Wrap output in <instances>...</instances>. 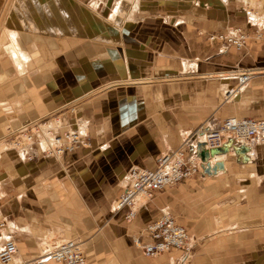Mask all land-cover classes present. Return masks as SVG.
Segmentation results:
<instances>
[{
    "label": "crops",
    "instance_id": "1",
    "mask_svg": "<svg viewBox=\"0 0 264 264\" xmlns=\"http://www.w3.org/2000/svg\"><path fill=\"white\" fill-rule=\"evenodd\" d=\"M91 1L85 4L75 0L74 4L79 2L90 6ZM137 1L140 2V0ZM214 8L209 7L207 10L209 12ZM191 9L186 4L180 5L177 9L170 10L169 14L193 12ZM242 9L245 8L242 7ZM249 12L252 11L249 10ZM249 12L247 21L250 22L252 15ZM56 14L51 12L50 20L56 19ZM261 15L264 16V14ZM254 16L258 17L259 15L254 14ZM61 19L63 23H60L59 26L54 20L58 29H62V24H66L65 20L70 19L67 20L69 22L66 24V27H69L67 31L75 33L72 30L73 14L68 15V17L61 16ZM78 23L80 26L81 22ZM255 23L259 24L260 22L255 21L253 23L252 38L254 39L249 43L250 46L247 49L249 54H242L231 45L222 50L221 48L218 49L219 43H222L218 38L214 40L216 45L211 46L203 38L204 33L208 30L206 25L200 24L198 30L197 27L191 28L192 30L188 29L185 31V39L189 45L187 46L188 56L183 57L180 65L175 66L176 68L172 65L170 67L164 66L161 63L163 59L159 55H163L164 43H167V40L176 43L181 41L183 35L179 36V32L180 34L182 32L180 26L173 27V31L171 29L169 36L165 38H162L156 29L151 34L152 38L148 36L150 29L136 30L139 34L140 31L143 32L144 38L139 37L137 39L139 44L134 42L139 46L132 47V52L125 48L126 42L122 39L125 32L123 30L121 39L119 38L123 41V46L111 47L119 50L118 58L114 51L110 53L109 47L96 43L95 46L92 45L91 37L87 34L90 38H87L85 42L90 43V47H86L85 51L82 50L77 55L78 57H75L77 61L75 64L68 63L59 57V71H54L56 75L45 79L44 86L36 85V77L33 78V86L36 88L39 86L41 90L45 88V91L49 90L48 93H51L49 95L51 97L46 96L47 98L44 100L48 104L50 99L58 100L55 91L64 93L65 90L72 89L70 91L78 97L99 85L101 83L97 78L99 73L95 70L99 66L98 58H106L103 62L106 68L115 69V66L123 65L119 76L124 78L111 81L123 80L129 84L130 98L126 96L127 101L118 105L120 108L107 111L110 114L108 130L97 126L92 132L90 131L91 125H89L90 119L87 117L85 120L82 116V118L79 117L85 124L86 121L89 122L85 131L89 135L90 144L66 152L70 156H77L87 149L83 153L82 159L73 161L72 166L83 168L81 180L87 186L91 184L88 188L91 189L90 193L99 191L101 194H105V190H108V194L101 195L108 198V195H114L116 191L111 183L114 185L118 181L121 188L117 193L118 196L123 190L122 183H124L125 172L129 166L139 164L153 168L156 165L157 155L167 151V149L180 146L183 138L193 132L201 123L216 125L225 116L232 114L264 117V29L261 37H257L254 30L256 28ZM79 26L78 29L81 30ZM186 27L190 28L189 26ZM194 31L203 35H194ZM69 32L68 34H71ZM80 32L78 31V34L86 35L84 32ZM61 33L68 36L64 31ZM22 35V37L27 35L30 38L27 32ZM32 35L30 34L31 40L28 39L25 44L30 43V47H34L35 51L36 49L37 51L41 50L38 45L41 42H49L55 48L59 45L56 35V37H52L50 34L44 35L43 33L41 35L43 40L39 39L40 35ZM148 41L151 42L147 44ZM25 47L27 48L26 45ZM30 47L27 50L31 54L28 57V68L31 73L28 74L33 75L34 68H31L33 51ZM212 47L217 49L214 53L210 52ZM228 48L230 52L233 51L231 57L237 56L231 61L226 56ZM165 54L168 53L165 51ZM7 58L9 60V57ZM13 68L15 69L14 65ZM245 70L254 72L245 83V87L239 92L238 99L225 100L223 97L225 89L237 83V72ZM17 74V76L22 75ZM165 77L182 78L175 81L174 89L169 95L175 99L172 111L170 109L163 110L158 105L157 100L164 99V93L158 94L155 91L152 93L149 91L142 95L143 91L137 87L140 84V82L137 83L138 81L144 82L141 84H146L153 80L152 78ZM129 80L134 82H129ZM7 89L11 91L9 92ZM28 97H25L19 88L0 89V105H5L8 102V104L16 107L9 111V113H15L14 116L8 120L0 119L1 134V130L9 121L19 123L25 115L31 117L39 115L35 112V108L24 111L21 102ZM232 98L235 96L232 95ZM86 102L87 100L84 101V104ZM122 105L125 106L121 108ZM84 108H86L85 113L89 115L88 107L85 106ZM3 109L5 110L7 107H3ZM193 139L202 141L200 134ZM228 150L224 152L225 154H219L212 158L213 161L216 160L215 162L219 160L222 162V167L218 166L217 170H211V172L204 170L183 178L182 181L166 188L164 187L165 189L155 190L152 198L143 201L134 216L135 218L131 221L123 216L124 210L116 211L114 214L110 212L103 219L98 213L89 215V229L91 228L89 231L93 234L88 241L89 249L86 250V260L83 264H181L183 256L180 249H170L150 256L145 254L143 248L134 241L136 236H139L143 241L150 239L147 232L143 231L150 221L160 217L163 208L170 211L175 216L176 221L186 227L193 239L194 247L189 257V264H264V143L254 140L249 145L240 147L232 143ZM31 151L33 154L31 159H20L16 154L18 156L17 165L10 171L21 174L25 169V164L28 165L26 161L34 162L40 157L41 159L54 157L45 155L36 143L33 144ZM86 156L89 157L88 160H86ZM236 163L238 165H235ZM7 173L9 176L11 172L7 170ZM97 176L101 180L100 186L93 190L91 187H93L92 184H95ZM1 180L0 177V186L3 184ZM72 180L75 181V179L70 180V178H51V180L42 182L46 184H41V187L51 188L50 190L56 194L52 197L48 196L51 197V200L40 198L36 201L38 204H34L31 208L23 205L24 202L19 200L20 195L17 196L16 201L14 192L8 194L9 199H7L6 206L9 210L5 220L7 226L12 228V235L17 242L19 253L16 257L20 259L16 258V261L19 260L16 264H21V262L27 264L25 259L39 254L41 248L51 246L57 239L66 237L65 226L68 220L73 226L78 223V219L71 215V212L69 215L67 214L68 216L66 215L62 200L64 197L63 199H67L68 202L76 201L79 199L77 195L75 196L76 192H71L72 196L71 193L69 196H65L60 193L61 190L59 189L67 186L69 190ZM24 182L22 181L18 185H22ZM11 183L14 184L15 182L12 181ZM104 183H107L108 189L104 187ZM6 184L5 182L3 185ZM14 187L9 184L4 189H13ZM81 198L83 199L85 196L82 194ZM100 219L102 220L100 221ZM4 230L1 228L0 231V241L2 240L0 247L6 239V237L3 238L4 235H1L5 232ZM47 264L65 263L53 259L49 260Z\"/></svg>",
    "mask_w": 264,
    "mask_h": 264
},
{
    "label": "rangeland",
    "instance_id": "2",
    "mask_svg": "<svg viewBox=\"0 0 264 264\" xmlns=\"http://www.w3.org/2000/svg\"><path fill=\"white\" fill-rule=\"evenodd\" d=\"M74 1L75 0H61L57 2V5H59V7L63 6L62 9L68 10L71 12V14H73L74 20L72 23L73 24L72 29H74L75 32L77 33L76 35H72L75 33H71V34H68L67 36L62 33H59V30L52 31L50 33L49 32L44 33L40 30L34 31L35 29L33 30L30 28L23 27L21 25L19 26V24H16V23L13 25L16 28L22 29L23 31L27 30L24 33L28 31H32L33 35L35 34L40 35L39 39L41 40H43L42 38L43 36H41L42 33H44V35L50 34L52 35V37H54V35L57 36L55 37L58 39L57 42H59L58 43L59 45L56 48L52 46L49 42H46V43L41 42L38 44L41 49L40 51H37V49L35 51L34 47H30L31 46L30 43L25 44L22 41L24 43V47L26 45L27 48L30 47L31 51H33V55H32L33 62L31 64V68H34L33 70H34L35 75L34 74L30 75L28 73H31V72H28L25 75L22 74L21 76H17L18 74L13 68V64L9 60H7L8 59L7 56L5 55V53H2V50L0 48V89H4V88L21 89L25 97L29 96L26 100H23L21 102L22 106L24 107V111L25 110L28 111L30 109L35 108V112L39 114L36 117L25 115L23 116V119L19 121V123H16L15 121H9L8 124H5L4 128L2 129L3 131L1 130L2 134L0 133V146H1L0 147V177L2 179L1 180L2 183L4 184L6 182L7 184L6 185L2 184L0 186V221H4L3 225L0 224L1 225L0 231L2 228V229H5L4 230L5 232H8L6 233V236L5 235L3 236V238L7 237L9 233L13 234L12 228L7 226V221L5 220L7 216V211L9 210V208H7L6 206V203H8L7 199H9L8 194L10 192H14L13 194H14L16 201H17L16 199L17 196L20 195L19 200L24 202L23 205L31 208L32 206H34V204L35 205L38 204V202L36 201L39 200L40 198H43L44 200H48L49 198L51 200V197L54 194H56V192H52V190H50L51 188L41 187V184H46V183H42L45 180H51V178H56V179L57 178L69 179L70 178V180L75 179V181L73 180L71 181L69 190L67 189V186L59 188L61 190L60 193L62 195L69 196L71 192H74V193L76 192L75 196L77 195V197L79 198V199H76V201L68 202L67 199H63L64 197H62L63 205L65 206L66 215L67 214L69 215V212H71V215H73L74 217L78 219V223L74 226L71 224L69 220L67 221V225L65 226L66 228L65 236L66 237L64 238H67V237L80 238L81 240L84 241L85 252H86V250L89 249L88 241L93 234V233H90L91 231H89L91 229V228L89 229V226H90L89 215H92V214L94 215V213H98L100 214V218L103 219V217L106 214H109L110 212L114 214L116 212L114 210V200L118 197L117 193L121 189L118 185V181L114 183V185H112L113 183H111V186L115 188L116 191L114 195L113 194L112 195L110 194V196L108 195V198L101 196V195L108 194V190H105V194L103 193L101 194V192L99 191L90 193L91 189H88V188L91 186V184H88L87 186L83 183V180H81V177H83V168H75L74 166H72L73 161L82 159V155L83 153L87 151V149L82 151L77 156H70L66 153L67 152L66 151L61 156L53 155L54 157H50L48 159L47 158L41 159L40 157L36 159V161L34 162L26 161L28 162V165L26 166L25 164V169H23V173L21 172V174L15 171H10V169L13 170V168H15V166L17 165L18 156L20 157V159H26V156H23L22 155L23 152H21V150L24 151V148H27L25 145L26 141L20 140V142H16V143L15 141H13L15 139H18L17 135H20L19 138L23 137L22 130L24 129V127L21 128L22 126L31 125V127L34 128L35 122L42 123L44 121L49 120L48 121L49 124L42 125L44 124L42 123L41 125L45 128L44 129L45 134L46 132H52L55 136L56 135L55 132L52 131L53 127H56L55 131L63 133L64 129L75 128L78 123L77 119H79V117L82 116L83 118H85V120L87 119V117L90 119V124H89L91 125L90 131L94 132V127H97V126L103 128L104 130L105 129L108 130L109 125H110L109 124L110 114L107 113V111H109L110 109L116 110L117 108H120L118 105H120L121 103H126L127 101L125 97L129 96L130 98L131 96L129 84H126L123 80L111 81V80H120L121 78H124L122 76L121 77L119 76L121 75V72H122L121 69H123V65H120L117 67L115 66V69L113 68L110 69L108 67L106 68V65L103 63L106 58H103V59L98 58L99 66L96 67L95 70L99 73L97 77L99 78V82H101L99 85L92 88V90L87 92L86 94L82 96L80 95L78 97L76 94L74 95V92L70 91L72 89L65 90L64 93L55 91L54 93H56L55 95L58 98V100L50 99L48 101V104L44 101L45 98L51 95V93H48L49 90L45 91V88L41 90L39 86H44L43 85L44 80L47 79L48 77H52L56 75L54 71L55 72L59 71V66H58L59 57L63 58L68 63L71 62L75 64L77 62L75 57H78L77 55H79L82 52V50L85 51L86 47H90V43L85 42L87 41V38H90L89 35L82 36L78 34V31H79L78 22H81V19L78 17V14L76 10L74 9L75 8ZM79 1L86 4L90 0H79ZM96 1L98 0H94V1L92 0L91 5ZM103 1L104 0H99V3L95 8L97 13L92 12V14H94L97 19V27H95L96 25L90 27L88 29L89 32L91 31L95 33V31L101 30L103 33L105 32L108 34L110 33L109 35L112 36L113 40H119L118 38L120 37H119L118 32H119V29L121 28L122 31L123 30L125 31L124 35L122 36V39L124 40V42H126L125 48L127 49V51L130 50V52H132L131 49L139 46L137 45L139 44L137 39L139 37L144 38L142 34L143 32L140 31V34H139V32L136 30L142 29L144 31V29H147V30L150 29L148 36L152 38L151 34H153L154 29H156L158 34L160 33L159 35L162 38L163 37L165 38L169 36V32L171 29L173 31V27L180 26L181 27L180 30L182 32L181 34L179 31L178 32H179V36L183 35V38L181 39V41L179 40V42L176 43L175 41L166 39L168 42L164 43V49L168 54H165V51L162 52L163 50L162 49L161 52L163 53L164 56L159 55V57H162L163 59V62L161 63L164 66H169V67L171 65L173 67L179 66L181 59L183 57L188 56L187 46L189 45H188L187 40L185 39V31H187L188 29L192 30L194 29V27H197V30H198L200 27V24L206 25L208 30L204 33V35L196 31H194L193 34L203 35V38L206 39L205 41L209 42V44H211V46L214 47L216 45L214 40L217 39L218 37H213L211 35L212 33L216 34V33L222 32L232 26H242L243 28L246 29L247 38H248L244 46L238 48L231 44L226 45V41L224 39L221 40L220 38H218L219 40H221L220 42L222 43H219V47L217 48L218 49L221 48L222 50L223 48L231 45L232 47L235 48V50L241 52L242 54L243 53L246 54L248 53L247 49L250 46L249 43L251 42V40L254 39L252 38L253 37V29H252L253 23L252 21L250 22L247 21L249 19L247 16L249 15L248 12L249 10L252 11V12H249L252 15L251 20H254L253 19V17H255L254 14L259 15L257 17L259 19H261V16L264 17L263 15H261V14H264V0H254L251 3L250 2L245 3L244 0L243 1L242 0H231L230 1L231 3L229 2L230 3L229 5L222 4L223 3L222 1L225 2V0H194V2H188V1L171 2L169 0H140L139 8L138 7L135 8V6L137 5V3L135 2H138V1L131 0L130 2L132 3V5H130L129 12L131 14L133 13L132 14L133 20L131 21L125 20L121 22V24L116 26L115 24L107 22V21H104V22L102 21V23L100 22V19L98 18L99 16H102V17L105 16V18H109L111 20L108 13L111 10V6H112L111 3H113L115 0H108L110 2L112 1L111 3L109 2L110 5L108 1L107 2H103ZM17 2L19 4V0L18 1L17 0H0V41H2L3 39H6L5 33H3L2 30H3V27L7 24V21L9 19L8 16H9L10 9H12ZM185 4L188 7H191L192 8L191 10L193 12H187V13L177 12V14H173V13L169 14L170 10L177 9L178 6L180 5L184 6ZM206 7L207 8L215 7V8L212 9V11L208 12ZM242 7H244L247 12L245 11V9H242ZM95 13L98 14L99 16H97ZM54 20L59 25L60 23L63 22L62 19L60 20L56 18ZM65 21H66V24L69 23V22L67 23V20ZM186 26H189L190 28ZM57 28L58 27H56L55 29ZM254 30H255V35H257L256 28ZM128 31H130L131 33H129ZM257 37H261V36L257 35ZM199 40L201 39L199 38ZM134 42L137 44H134ZM150 42L151 41H148L147 44H149ZM122 44H123V41H122ZM92 45L95 46V43L92 42ZM222 45H224V47H221ZM213 47L210 49L211 53H214L217 50L216 47L215 49H213ZM109 49L111 51L112 48L109 47ZM112 50L114 51L115 56L118 57L119 50L118 51L117 49H112ZM226 51H225L226 56L228 57L229 61H231L232 58L237 57V56L231 57L233 56L232 54L233 51L231 50L230 52L229 48ZM25 54L27 55V57L31 55L29 50H27ZM176 54H181V55H176ZM13 74L15 75V77ZM35 77H36V85H39L38 88L40 90L36 88L35 86H33V82H34L33 78ZM179 77L185 78L184 76H179ZM179 77L152 78L153 80H150V82L146 84H141L144 82L138 81L137 83L140 82V84L137 85V87L143 91L142 95H145L146 92L148 93L149 91H151V93L155 91L158 94L161 92L164 93L163 94L164 99H160V101L157 100L158 105L163 110L170 109V111H172L174 109L175 99H173L171 96L169 97V95H171V91H173L174 89L175 81L182 79ZM129 82H134V81L129 80ZM233 85H236V83H234ZM245 85L246 84L242 85L240 88H244ZM32 86L34 87L33 89H32ZM7 90L9 91V89ZM60 95H63V96L59 97ZM233 96H235V98H232L231 100L238 99L239 92L235 93ZM74 97H77V98L74 99ZM218 97L220 98V96ZM224 99L226 100L225 97ZM86 100L87 102L86 104H84V101ZM85 106L88 107L87 110L89 111V115L85 113V109H86L84 108ZM124 106L125 105H122L121 108ZM3 107H7V109L4 110ZM15 108H16L15 105H10L8 104V102H6L5 105H0V119L8 120L12 116H14L15 113H9V111L14 110ZM18 108L19 106L17 107V109ZM104 113H107V114H104ZM30 117L34 119H31ZM254 117H259V116H253V118ZM86 122L87 124L89 123L88 121ZM164 124H165V121H164ZM17 130H19L17 132L18 134L13 132ZM191 133L193 132H190L187 135H192ZM43 135L44 134L41 133V136H42L41 139H44L45 136ZM29 138L33 140L32 137H29ZM51 142L53 143V141ZM41 143H42V140H41ZM52 143L50 144V146H53ZM22 147L24 148L22 149ZM79 147H82V146H79ZM2 148H5L6 150L5 149L1 150ZM85 158L86 160L89 159V157L87 156ZM235 165H238V164L236 163ZM7 170L11 172L9 176H8L9 173H7ZM99 179L100 178H98L97 176L95 184H92L93 187L91 188L93 190L95 189V187L100 186L101 180ZM12 181H14L15 183L12 184L11 183ZM22 181H25V182L22 183V185L20 184L18 185V183H21ZM9 184L15 187L13 189L5 190L4 187L7 188ZM104 185H105L104 187L108 189L107 183H104ZM170 185L171 184H169L168 186ZM168 186H165V188ZM76 190L79 191L80 193L78 192L79 193L78 194ZM82 194L85 196V198L83 199L81 198ZM49 195L51 197H48ZM72 195L73 194L71 193V196ZM102 219H100V221ZM1 235H3V233ZM1 242L2 240L0 241V245H1ZM25 257H27V255H25ZM28 257H31V256L28 255ZM25 263L33 264V263H28V262H25Z\"/></svg>",
    "mask_w": 264,
    "mask_h": 264
},
{
    "label": "built area",
    "instance_id": "3",
    "mask_svg": "<svg viewBox=\"0 0 264 264\" xmlns=\"http://www.w3.org/2000/svg\"><path fill=\"white\" fill-rule=\"evenodd\" d=\"M252 23L254 22L252 21ZM255 24L256 34L261 36L264 29V20L259 24ZM211 35L221 40L224 39L226 45L231 44L238 48L244 46L248 39L247 31L242 26H232L222 32L212 33ZM236 76V85H231L224 91L226 100L232 99L230 97L231 94L236 93L238 88L250 79L252 72L245 70L237 72ZM48 121L42 122L44 124L35 122L34 128L31 125L22 126L21 128L24 127L22 130L23 137L19 138L20 135H17L18 139L13 140L16 143L20 142V140L28 141L29 137L33 138L32 142L27 144V148H24L26 158H33L31 148L35 143L39 144L41 151L47 156H61L66 151L79 146H89L90 139L87 131L72 128L64 129L62 133L55 131L56 127H53L52 131L62 139L61 143L56 146L42 147L41 133L45 134V128L42 125L49 124ZM19 130L13 132L18 134ZM191 134L183 138L180 146L167 149V151L157 155L156 165L153 168L139 164L129 166L125 172L123 190L114 200V210H124L123 216L128 221H131L135 218L134 216L143 201L152 198L155 190L204 171L209 164L210 166L211 164L213 165L216 161H213V156H201L200 151L203 147L211 149L216 146H225L231 141L239 147L246 146V144L249 145L254 140L264 143V117L253 118L244 115H227L216 125L199 124ZM198 134L203 136L202 141L193 139ZM202 142L205 143L203 147L200 146ZM227 145L228 148L232 146V144ZM139 195H141V199L138 201ZM0 224L3 225L4 221H0ZM143 232H147L150 239L143 241L139 236H136L134 241L143 248L145 254L154 256L162 251L180 249L183 256L181 264H189V257L194 247L193 239L186 227L177 222L175 216L166 208H163L159 218H155L146 225ZM41 249L39 254L25 261L33 264H47L49 260L55 259L65 264H83L86 260L85 245L80 238H59L51 246ZM18 251L16 239L14 235L9 233L4 244L0 247V263L11 264Z\"/></svg>",
    "mask_w": 264,
    "mask_h": 264
},
{
    "label": "bare ground",
    "instance_id": "4",
    "mask_svg": "<svg viewBox=\"0 0 264 264\" xmlns=\"http://www.w3.org/2000/svg\"><path fill=\"white\" fill-rule=\"evenodd\" d=\"M59 1H61V0H19V4L17 2L15 4V6L12 9H10L9 16H8L9 19L7 21V24L3 27V30H2L3 33H5L6 39H3L2 41H0V48L2 50V53H5V55L7 57H9V61L14 65L17 73L25 75L26 73L29 72V68H28V65H29L28 59L29 58L25 54L27 48L24 47V43L28 39L31 40L30 33L31 34H33V33H32V31L27 32V33H29L30 38H28L27 35H24V37H22L23 36L22 34H24V32L27 30L23 31L22 29L16 28L13 25L16 23V24H19V26L21 25V26L26 27V28H30L33 30L35 29L34 31L40 30L44 33L59 30L60 33H61V31H64L65 34H68L69 31H67V30L69 29V27H66V24H62V26H63L62 29H58V28L55 29L56 27L59 26V24L57 23L58 24V26H57V25H55L54 20H52V19L50 20L51 12H53L54 15L57 12H59L56 14L57 15L56 17L59 19L61 16H63V17L67 16L68 17V15L69 16L71 15L70 11L62 9L63 6L59 7V5H57V2H59ZM107 1L108 0H104L103 2H107ZM130 1L131 0H115L113 3H111L112 1L111 2L108 1V3L110 2L112 5L111 10L108 13L111 20L109 18H105V16L102 17V16H99L98 14H96L97 12H96L95 8L98 5L99 1L94 2L90 6H86L85 4H81L79 2L75 3L74 9L76 10L78 17L81 19V24L79 26V28L81 30H79V31H81L82 33L84 32L86 35L89 34L93 43L101 44V45L106 46V47H112V46H117V47L120 46L121 47V46H123L122 41L121 40H113L112 36L109 35L110 33L109 34L106 32L103 33L101 30L100 31L97 30V31H95V33H92L91 31L89 32L88 29L92 26H95V25H96L95 27H97V19H96L95 15L92 14V12H96L95 14L97 16H99L98 18L100 19L101 23H102V21L103 22L107 21V22L115 24L116 26L121 24V22H123L125 20H130V21L133 20V17H132L133 13L131 14L129 12L130 5H132V3ZM169 1H171V2H174V1L175 2L176 1L177 2H179V1H181V2H184V1L194 2V0H169ZM230 1L231 0H225V2L222 1L223 2L222 4H228ZM253 1L254 0H244L245 3H249V2L251 3ZM110 3H109V5H110ZM135 3H137L135 8L140 7L139 1L135 2ZM101 9H103V8H101ZM54 15H53V17H54ZM248 17H249V15H248ZM251 19H252V17H251ZM253 19L254 20H252V21H254V22L255 21L262 22L264 17L261 16V19H259L257 17L256 18L253 17ZM67 20H70V19H67ZM72 30H74V29H72ZM118 33H119V36L121 39V36H122V29L121 28L119 29ZM75 34H76V32H75ZM72 35H74V34H72ZM112 49H114V48H112ZM112 49H111L110 53L111 52L113 53ZM246 83H247V81H246ZM242 89L243 88H238V91L236 93L240 92ZM234 94L235 93H233V95ZM86 125H87V123L85 124L84 121H82V119L79 118L77 126L75 128L80 129L82 131H85ZM44 136L45 137H44V139H42V143H41L42 147H49L50 144L52 143L51 141H53V143H52L53 146H55V144L59 145L62 141V139L59 138L58 136H56V135L54 136V134L52 132H46V134H44ZM201 137H203V136H201ZM31 141L32 140L29 138L28 141H26L25 145L27 146V144H29ZM232 143L233 142L231 141L229 144H232ZM13 144H12V146H13ZM203 144H205V143L204 142H202V144L200 143V146L203 147ZM23 148L24 147H22V149ZM4 149L5 148H2L1 150H4ZM210 150L211 149L203 147L202 150L200 151V154L203 153L202 155H204L205 157H207L206 155H210V156H213L212 158H214V157L218 156L219 154H225L224 152H226L228 149L223 151V152H219V153L218 152L213 153ZM21 152H23L22 154L25 155L24 154L25 150L24 151L21 150ZM228 152H229V150H228ZM209 166H210V164H209ZM211 166H212V164H211ZM211 166H210V168H211ZM211 170L214 171L213 168H211ZM211 170H209V172H211ZM140 199H141V195H139L138 201ZM3 235H6V233L3 232ZM16 256L17 255L14 256L13 260L11 261V264H16L17 261H19V260L16 261V258L20 259ZM21 264H23V263L21 262Z\"/></svg>",
    "mask_w": 264,
    "mask_h": 264
},
{
    "label": "water",
    "instance_id": "5",
    "mask_svg": "<svg viewBox=\"0 0 264 264\" xmlns=\"http://www.w3.org/2000/svg\"><path fill=\"white\" fill-rule=\"evenodd\" d=\"M228 149V145L227 144H225V146H216V147H212L211 148V152H220V151H225V150H227ZM203 154V153H202ZM201 154V156H203V157H205L204 155H202ZM222 167V162L221 161H217V162H215L212 166H211V168H213L214 170L217 168V167ZM211 168H210V166L208 165L206 168H205V170L206 171H209V170H211Z\"/></svg>",
    "mask_w": 264,
    "mask_h": 264
}]
</instances>
